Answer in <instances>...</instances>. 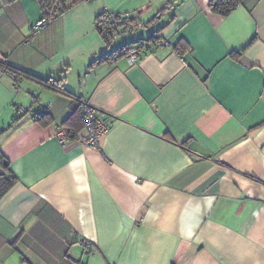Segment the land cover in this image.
<instances>
[{"label": "crops", "instance_id": "1", "mask_svg": "<svg viewBox=\"0 0 264 264\" xmlns=\"http://www.w3.org/2000/svg\"><path fill=\"white\" fill-rule=\"evenodd\" d=\"M5 2L0 153L17 182L0 264H264V0L227 16L210 0H95L39 33V0ZM106 10L134 20L115 49L173 45L92 66ZM60 78L66 93L46 84ZM84 102L107 115L100 150L72 138Z\"/></svg>", "mask_w": 264, "mask_h": 264}, {"label": "trees", "instance_id": "2", "mask_svg": "<svg viewBox=\"0 0 264 264\" xmlns=\"http://www.w3.org/2000/svg\"><path fill=\"white\" fill-rule=\"evenodd\" d=\"M40 1V0H39ZM46 3L50 5L51 14L56 19L62 16L64 13L74 8L78 4L88 2L91 3L95 0H44ZM243 0H210L209 6L211 10L219 15L227 16L229 15L238 5L242 3ZM43 10V9H42ZM133 18L127 16L125 14H115L109 11H103L100 15H98L95 19L94 26L96 31L104 41L107 51L103 53L98 59H96L92 66L97 65L99 63H103L105 61H113L116 58L125 57L126 53L129 52L136 46H143L144 42L152 41L153 36L150 40L147 41H137V43H128L121 46L118 49H115L114 45L116 40L126 34H130L133 30L131 27V23H133ZM159 36V35H158ZM241 53H236L234 56L238 57ZM64 78H60L59 80H48L46 84L58 91L67 92L66 88L63 85ZM85 103V102H84ZM83 104V103H82ZM82 106L77 110L80 111ZM72 113L69 118L65 121L64 124L72 122L74 119L73 116L78 112ZM81 114V118L83 120V128L85 125V118L83 111L79 112ZM50 115H43L38 117V121L42 123V125L46 126L50 123L51 118ZM82 131V130H81ZM80 131V132H81ZM73 134L77 138L78 134ZM71 139V137H69ZM0 201L1 199L10 191V189L16 184L17 177L10 170V165L8 160L0 153Z\"/></svg>", "mask_w": 264, "mask_h": 264}, {"label": "built area", "instance_id": "3", "mask_svg": "<svg viewBox=\"0 0 264 264\" xmlns=\"http://www.w3.org/2000/svg\"><path fill=\"white\" fill-rule=\"evenodd\" d=\"M13 1L15 0H6L5 3H11ZM39 2L43 9V16L41 20L33 26V31L36 33L45 30L52 24L55 19L51 14L50 5L44 0H40ZM172 45L173 42L166 40L161 36L154 35L152 41L144 42L142 47H134L126 53L125 58H127L131 64H134L141 59L146 50H152L155 46ZM82 111L85 118V125L82 131L78 134L77 142L91 149L100 150L102 140L110 129L107 115L100 112L98 109L88 103L82 104ZM57 138L60 141L61 145L64 147L71 141V139L62 129H59ZM80 245L85 249L91 248L90 243H88L87 241L81 242Z\"/></svg>", "mask_w": 264, "mask_h": 264}, {"label": "rangeland", "instance_id": "4", "mask_svg": "<svg viewBox=\"0 0 264 264\" xmlns=\"http://www.w3.org/2000/svg\"><path fill=\"white\" fill-rule=\"evenodd\" d=\"M119 40H120V39H119ZM119 40H117L116 43H118ZM120 42H123V40H120Z\"/></svg>", "mask_w": 264, "mask_h": 264}]
</instances>
